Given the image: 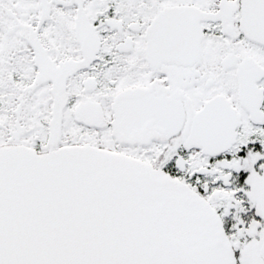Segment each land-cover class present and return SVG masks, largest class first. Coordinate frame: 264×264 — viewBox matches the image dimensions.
I'll list each match as a JSON object with an SVG mask.
<instances>
[{"label":"snow or ice","instance_id":"obj_1","mask_svg":"<svg viewBox=\"0 0 264 264\" xmlns=\"http://www.w3.org/2000/svg\"><path fill=\"white\" fill-rule=\"evenodd\" d=\"M0 264H264V0H0Z\"/></svg>","mask_w":264,"mask_h":264}]
</instances>
